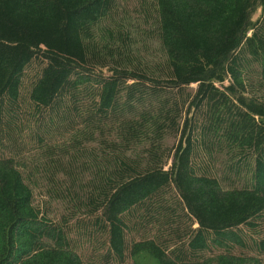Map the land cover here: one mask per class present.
Segmentation results:
<instances>
[{
    "label": "trees",
    "instance_id": "16d2710c",
    "mask_svg": "<svg viewBox=\"0 0 264 264\" xmlns=\"http://www.w3.org/2000/svg\"><path fill=\"white\" fill-rule=\"evenodd\" d=\"M261 230L264 0H0V264H264Z\"/></svg>",
    "mask_w": 264,
    "mask_h": 264
},
{
    "label": "rangeland",
    "instance_id": "374dc122",
    "mask_svg": "<svg viewBox=\"0 0 264 264\" xmlns=\"http://www.w3.org/2000/svg\"><path fill=\"white\" fill-rule=\"evenodd\" d=\"M255 15H256V16H254V18H256L259 14L257 13V14H255ZM140 48H141L142 52H144V49H143L142 47H140ZM145 55H146V54H145ZM192 88H195V86H193ZM217 166L221 168V167L224 166V164H223V163H218ZM53 206H54V207H57V208L61 207L60 204H53ZM50 217H51V218H54L55 216H50ZM259 235H260L261 238H264V230H261L260 233H259ZM249 236H250V235L247 234V237H248V238H250ZM84 245L86 246V244H84ZM84 245H83V248H82V249L86 248ZM247 246H251V245H247ZM94 252H96V254H100V253L102 254V251H101V250H100V252H99V251L96 250L95 247L93 246V247H92V252H91V255H92V256H95ZM236 252H238V250H236ZM127 264H128V263H127Z\"/></svg>",
    "mask_w": 264,
    "mask_h": 264
}]
</instances>
